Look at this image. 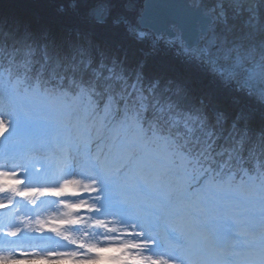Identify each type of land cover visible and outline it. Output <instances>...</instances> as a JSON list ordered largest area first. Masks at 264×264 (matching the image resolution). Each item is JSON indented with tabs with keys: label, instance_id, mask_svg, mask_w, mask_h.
<instances>
[{
	"label": "snow or ice",
	"instance_id": "6c2138e0",
	"mask_svg": "<svg viewBox=\"0 0 264 264\" xmlns=\"http://www.w3.org/2000/svg\"><path fill=\"white\" fill-rule=\"evenodd\" d=\"M229 191L232 186H213L134 162L119 147L93 150L88 137L72 146L33 143L24 118L0 105V264H85L115 252L138 264H264V226L258 241H244L246 249L229 250L236 241L219 243L227 221L241 223L237 206L224 195ZM51 204L57 208L44 207ZM109 217L132 221L134 231L110 235L119 229L109 227ZM93 228L105 231L91 232L93 239L87 241L75 235ZM237 231L247 234L240 227ZM98 235L104 240H96Z\"/></svg>",
	"mask_w": 264,
	"mask_h": 264
},
{
	"label": "trees",
	"instance_id": "16d2710c",
	"mask_svg": "<svg viewBox=\"0 0 264 264\" xmlns=\"http://www.w3.org/2000/svg\"><path fill=\"white\" fill-rule=\"evenodd\" d=\"M15 1L0 0V63L33 85L39 81L38 95L49 87L54 93L85 91L99 108L114 91L128 106L141 95L140 107L131 111L147 137L169 134L186 154L208 157L215 172L229 161L222 175L234 174L232 189L249 176L258 183L264 178V101L250 90L154 43L152 34L139 38L127 22L134 24L136 15L115 9L116 0H102L110 4L106 22L86 16L93 0ZM53 3L63 10L52 9ZM120 15L126 21L117 22Z\"/></svg>",
	"mask_w": 264,
	"mask_h": 264
},
{
	"label": "rangeland",
	"instance_id": "374dc122",
	"mask_svg": "<svg viewBox=\"0 0 264 264\" xmlns=\"http://www.w3.org/2000/svg\"><path fill=\"white\" fill-rule=\"evenodd\" d=\"M18 1L20 0H16L15 2L19 3ZM90 2L92 3H88L85 7L86 16L95 20L91 15V10L95 9L97 6H101L104 8L102 15L106 16V20L104 21L106 22L110 15V4L102 0H93ZM115 2L117 3V6H113L115 9L122 8L124 11L126 10L129 16L136 15V20L144 0H116ZM37 6H39V4H37ZM57 6L58 5L53 3L51 8L63 10L62 5ZM71 6L73 8L78 7L77 2H71ZM122 20L126 21L125 15H120L117 22H121ZM127 22L132 26L135 34L139 38H148V36L152 34L151 39L154 43L164 44L167 47L175 48L178 52H181L186 56L198 59L225 80L234 81L239 86H242L235 79L227 78L222 73H218L217 70L215 71L203 58L197 57L190 52H185V50L181 46H178L175 42L157 39L154 37L153 33L150 32H145L146 34L142 36L141 32H138L134 28L136 22L134 24L129 22V20ZM225 28L219 27L214 30V33L219 34V37L216 38L214 43L210 45V51L217 52L221 56H223L225 52L223 44L225 43L223 39L225 36ZM237 30H239V28H237ZM238 37L239 36L236 35L233 36V38ZM258 75V77H261L260 80L262 81L264 76L259 73ZM242 87L247 88L245 85ZM49 88L51 89L50 92L45 93L44 91L41 95H38L37 93H23L21 95L20 93L9 90L3 82V79L0 78V105H3L6 110L14 109L21 115V117L24 118L26 123L27 138L33 143H42L49 147L57 143L72 146L79 137H88L91 139L92 149L95 150L94 146L101 138H103L102 147L105 151H108L109 148L115 150L117 147L125 149V142L127 139L132 136L133 133H135L138 138L139 134L142 132L143 138H151L155 142L157 151L162 154L166 152L172 144L176 145L174 139L171 138L169 134L153 133L152 136L147 137L142 124L137 119V113L135 111H131V108L140 107L141 95L136 97L134 105L129 104L130 106H133L130 107L123 104L119 100L121 97L120 92L114 91L105 97L104 104L99 108L100 104L95 100L93 95H87L85 91H80L76 94H71L66 91H56L54 93L53 89L51 87ZM247 89L264 101V88L263 91L260 92H253L250 88ZM37 97H39V99H37ZM117 115L120 117L118 121L115 122L114 133L112 136L108 137L107 125L110 124L112 119H114L113 117ZM133 115H135L134 122L131 120ZM23 146L24 145H8L10 149ZM178 149L186 153L182 148ZM140 187L141 189L145 188L143 184H141ZM224 195L226 198L230 199L238 209L237 215L241 221L240 225H237L233 221L229 220L225 224V232L230 236L228 242L236 241V243L229 250L239 251L241 246L246 248L248 247V245L244 243L248 237L240 235L237 228H243L249 234H259L261 227L264 226V178L260 179L258 183L254 177L249 176L245 183L240 184V186H235L232 191H229ZM29 207H32V205H29ZM44 207H51L55 210L57 205H44ZM60 207H62V205H60ZM109 220H112V222L117 221V223L113 224L117 225V229H119V231L110 234L114 237L121 236L126 229L134 231V229H130V225L132 223L130 220L126 223H121L119 218L110 217ZM113 224H109V227H113ZM93 231L104 233L103 229L93 228L89 229L87 232H77L75 235L78 239L87 241L93 239L91 236V232ZM32 235L39 234L32 233ZM95 239L103 241L104 236L98 235ZM122 239L132 241L133 243L138 242V238L134 235H124ZM61 242L68 243V241L62 239ZM129 251L135 254L142 251V249H129ZM153 251L158 252L160 249L157 248ZM108 256L109 258L107 259L102 258L97 261L85 262V264H138L137 261L122 258L124 257L123 252L109 253ZM21 264H80V262H74L72 260H53L27 261L21 262Z\"/></svg>",
	"mask_w": 264,
	"mask_h": 264
},
{
	"label": "bare ground",
	"instance_id": "6f19581e",
	"mask_svg": "<svg viewBox=\"0 0 264 264\" xmlns=\"http://www.w3.org/2000/svg\"><path fill=\"white\" fill-rule=\"evenodd\" d=\"M201 2L214 14L215 21L208 35L202 37L204 40L200 46L194 49L195 54L227 78L235 79L253 92L263 91L264 78L261 81L258 73L264 76V0H201ZM217 4L221 5V8H218ZM100 11L103 13L104 8L101 7ZM219 27L225 28L223 56L210 51V45L219 37L214 30ZM141 34L144 36L146 33ZM235 35L239 37L233 38ZM181 45L185 48V44ZM119 117L114 116L112 122L107 125L108 137L113 135L115 122ZM102 139L97 142L94 149L97 145L102 147ZM113 223L117 221L111 220L110 225ZM113 226L117 228L116 224ZM229 238L228 233L224 232L219 237L221 246H224ZM241 249L246 247L241 246L239 250Z\"/></svg>",
	"mask_w": 264,
	"mask_h": 264
},
{
	"label": "clouds",
	"instance_id": "9594fccd",
	"mask_svg": "<svg viewBox=\"0 0 264 264\" xmlns=\"http://www.w3.org/2000/svg\"><path fill=\"white\" fill-rule=\"evenodd\" d=\"M0 78L3 79L4 83L14 92L23 91L25 94L39 93L41 84L36 81L35 84H31L23 73H18L15 68H9L0 63ZM31 89V92H29ZM45 93L51 91L50 88H46ZM131 120L135 121V115L131 117ZM125 150L129 157L135 161H144L152 167L162 168L171 175H184L194 178V180H201L205 178L207 173L206 182L213 186L227 187L232 186L234 181V174H223L226 169L231 167L229 161H224L220 164V171L215 172L210 164L206 161L208 157L201 160L200 155L193 153L188 155L180 151L175 144H172L166 152L163 154L157 151L155 142L151 139H144L143 136L139 139L135 133L130 136L125 142ZM215 163V161H213ZM237 186H240V182H237ZM246 243L255 242L260 239V234H249L247 233Z\"/></svg>",
	"mask_w": 264,
	"mask_h": 264
},
{
	"label": "water",
	"instance_id": "95a60500",
	"mask_svg": "<svg viewBox=\"0 0 264 264\" xmlns=\"http://www.w3.org/2000/svg\"><path fill=\"white\" fill-rule=\"evenodd\" d=\"M217 6L221 8V5ZM100 9L101 6H97L91 10V15L104 22L106 16ZM214 21V14L201 0H144L134 28L138 32L153 33L157 39L173 41L181 47L183 43L185 52L196 55L194 49L200 46L204 40L202 37L208 35Z\"/></svg>",
	"mask_w": 264,
	"mask_h": 264
}]
</instances>
